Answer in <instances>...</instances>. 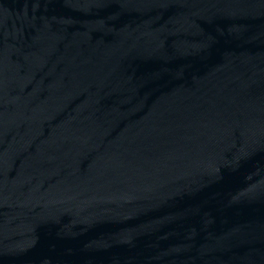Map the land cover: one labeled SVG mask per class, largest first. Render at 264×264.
<instances>
[{"label":"water","instance_id":"water-1","mask_svg":"<svg viewBox=\"0 0 264 264\" xmlns=\"http://www.w3.org/2000/svg\"><path fill=\"white\" fill-rule=\"evenodd\" d=\"M0 264H264V0H0Z\"/></svg>","mask_w":264,"mask_h":264}]
</instances>
